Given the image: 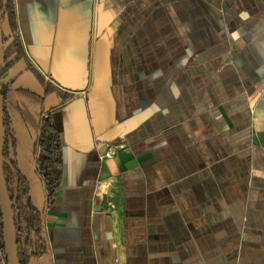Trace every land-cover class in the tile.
<instances>
[{
    "label": "crops",
    "instance_id": "1",
    "mask_svg": "<svg viewBox=\"0 0 264 264\" xmlns=\"http://www.w3.org/2000/svg\"><path fill=\"white\" fill-rule=\"evenodd\" d=\"M11 2L20 263L264 264V0Z\"/></svg>",
    "mask_w": 264,
    "mask_h": 264
},
{
    "label": "trees",
    "instance_id": "2",
    "mask_svg": "<svg viewBox=\"0 0 264 264\" xmlns=\"http://www.w3.org/2000/svg\"><path fill=\"white\" fill-rule=\"evenodd\" d=\"M0 11L2 12V14H4L6 11L8 12L10 24L11 26H14V10L11 0H0ZM18 46H19L18 42L13 41L10 45V48L14 49L16 47L18 48ZM1 70H2V66H1ZM1 92H2V88H1ZM29 95L34 97V94L29 93ZM19 114L21 115V118L25 121V123L29 124L34 129L38 127L36 122L31 118V116L28 113H26V111L19 110ZM3 171L5 175L7 191L12 201V208L14 213V222L16 229V252L18 255L17 243L22 237L21 224L23 222V224H25L26 226L31 225L33 223L34 215L32 212L28 211L27 209L29 205L28 203L29 197L27 193H25L26 186H24V184L22 183L21 178L18 177V175L12 173L8 169V167L4 164H3ZM20 219L21 222H19ZM2 260L6 262L3 241H2V228H1V215H0V262Z\"/></svg>",
    "mask_w": 264,
    "mask_h": 264
},
{
    "label": "water",
    "instance_id": "3",
    "mask_svg": "<svg viewBox=\"0 0 264 264\" xmlns=\"http://www.w3.org/2000/svg\"><path fill=\"white\" fill-rule=\"evenodd\" d=\"M1 16H2V12L0 11V71L4 60ZM4 137H5L4 111H3V97L1 92V79H0V215H1L2 241H3L4 253L6 257V263L21 264L16 252V229H15L12 201L7 191L5 175L3 171L2 150H3Z\"/></svg>",
    "mask_w": 264,
    "mask_h": 264
},
{
    "label": "built area",
    "instance_id": "4",
    "mask_svg": "<svg viewBox=\"0 0 264 264\" xmlns=\"http://www.w3.org/2000/svg\"><path fill=\"white\" fill-rule=\"evenodd\" d=\"M112 153L113 152L111 151V149H108L105 152V156H111ZM2 161H3V164L6 165L12 173H14L13 168L11 166V161L9 159H7V158H4V157H2Z\"/></svg>",
    "mask_w": 264,
    "mask_h": 264
},
{
    "label": "rangeland",
    "instance_id": "5",
    "mask_svg": "<svg viewBox=\"0 0 264 264\" xmlns=\"http://www.w3.org/2000/svg\"><path fill=\"white\" fill-rule=\"evenodd\" d=\"M14 184H15V182H14Z\"/></svg>",
    "mask_w": 264,
    "mask_h": 264
}]
</instances>
